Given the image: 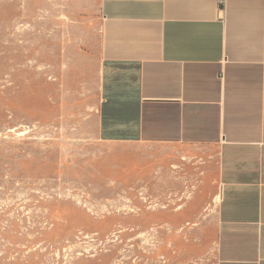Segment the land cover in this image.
I'll list each match as a JSON object with an SVG mask.
<instances>
[{
  "label": "rangeland",
  "instance_id": "1",
  "mask_svg": "<svg viewBox=\"0 0 264 264\" xmlns=\"http://www.w3.org/2000/svg\"><path fill=\"white\" fill-rule=\"evenodd\" d=\"M98 0H0V264H217L205 148L98 131Z\"/></svg>",
  "mask_w": 264,
  "mask_h": 264
},
{
  "label": "crops",
  "instance_id": "2",
  "mask_svg": "<svg viewBox=\"0 0 264 264\" xmlns=\"http://www.w3.org/2000/svg\"><path fill=\"white\" fill-rule=\"evenodd\" d=\"M98 3L100 137L211 152L217 264H264V0Z\"/></svg>",
  "mask_w": 264,
  "mask_h": 264
},
{
  "label": "built area",
  "instance_id": "3",
  "mask_svg": "<svg viewBox=\"0 0 264 264\" xmlns=\"http://www.w3.org/2000/svg\"><path fill=\"white\" fill-rule=\"evenodd\" d=\"M225 1H222V4H224Z\"/></svg>",
  "mask_w": 264,
  "mask_h": 264
}]
</instances>
